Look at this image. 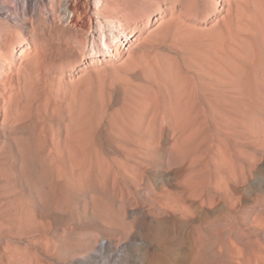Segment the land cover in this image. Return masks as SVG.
Returning a JSON list of instances; mask_svg holds the SVG:
<instances>
[{
	"label": "rangeland",
	"instance_id": "374dc122",
	"mask_svg": "<svg viewBox=\"0 0 264 264\" xmlns=\"http://www.w3.org/2000/svg\"><path fill=\"white\" fill-rule=\"evenodd\" d=\"M199 7L205 10V28H224L223 20L230 18L240 21L251 40L264 41V0H200ZM15 10L24 25L25 16L13 2L8 11ZM153 20L158 24L159 17ZM70 79L73 165L67 157L51 183L38 161L23 160L6 142L0 113V155H6L0 159V264H229L216 261L221 246L210 228L227 232L231 221L239 230L231 239L242 244L245 255L250 254L247 240L264 243V110L251 115L250 133L237 134L235 129L245 126L244 103L230 107L221 98L219 116L203 114L202 125L176 141L181 133L175 119L161 114L152 121L151 108H143L139 130L144 136L151 121L153 142L122 146L107 139L113 136L110 122L132 110L122 91L109 95L87 63L73 65L65 82ZM203 105L212 112L208 99ZM114 110L119 114L110 117ZM51 193L59 200L54 207ZM12 194L24 201L29 219L8 231ZM222 254L228 259L226 247Z\"/></svg>",
	"mask_w": 264,
	"mask_h": 264
},
{
	"label": "bare ground",
	"instance_id": "6f19581e",
	"mask_svg": "<svg viewBox=\"0 0 264 264\" xmlns=\"http://www.w3.org/2000/svg\"><path fill=\"white\" fill-rule=\"evenodd\" d=\"M199 1L0 0V113L6 142L23 160L38 161L47 182L64 170L61 163L67 157L73 165V80L65 81L72 77L73 65L86 63L109 95L120 89L132 106L128 117L110 122L113 136L107 139L111 142L141 148L153 142L151 121L144 136L139 130L138 112L143 108H151L152 121L161 114L173 117L181 133L176 135L178 141L187 130L202 125L203 114L222 113L221 98L229 100L230 107L244 103L245 126L235 131L246 135L253 112L264 110V41L251 40L240 21L230 18L223 20L224 28H205L201 23L205 10ZM13 2L25 16L24 25L17 10L8 11ZM175 48H180L177 57L170 55ZM125 49L129 53L123 57ZM206 99L211 105L214 100L212 112L203 109ZM118 112L114 110L110 117ZM219 124L234 128L221 120ZM50 159L57 167L48 163ZM50 197L54 207L59 200L54 193ZM15 198L12 194L8 231L14 223L21 227L29 219L24 201ZM219 227L210 228L221 246L216 261L264 264L263 242L247 240V256L242 244L231 239L239 232L237 225L229 222L227 232Z\"/></svg>",
	"mask_w": 264,
	"mask_h": 264
}]
</instances>
